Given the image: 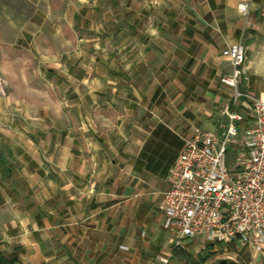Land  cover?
Instances as JSON below:
<instances>
[{
    "label": "crops",
    "instance_id": "1",
    "mask_svg": "<svg viewBox=\"0 0 264 264\" xmlns=\"http://www.w3.org/2000/svg\"><path fill=\"white\" fill-rule=\"evenodd\" d=\"M262 4L0 0V264H264V247L174 248L162 212L194 129L252 123L219 83L230 44L238 93L264 102Z\"/></svg>",
    "mask_w": 264,
    "mask_h": 264
},
{
    "label": "built area",
    "instance_id": "2",
    "mask_svg": "<svg viewBox=\"0 0 264 264\" xmlns=\"http://www.w3.org/2000/svg\"><path fill=\"white\" fill-rule=\"evenodd\" d=\"M237 11L246 17L247 4H238ZM221 56L228 60L231 72L221 76L219 83L234 90V106L244 97L252 123L240 132L237 123L242 116L227 112V124L220 134L199 128L192 131L168 170L163 228L174 248L200 238L212 246L239 249L249 245L259 250L264 247V102L237 91L244 71L243 43L230 44ZM232 145L236 150L230 168Z\"/></svg>",
    "mask_w": 264,
    "mask_h": 264
},
{
    "label": "rangeland",
    "instance_id": "3",
    "mask_svg": "<svg viewBox=\"0 0 264 264\" xmlns=\"http://www.w3.org/2000/svg\"><path fill=\"white\" fill-rule=\"evenodd\" d=\"M12 53V52H11ZM12 61V60H11ZM17 62V60H15ZM236 150V147L234 145H232L230 147V154L231 156L228 157V166L231 168L232 164H233V160H234V151Z\"/></svg>",
    "mask_w": 264,
    "mask_h": 264
},
{
    "label": "water",
    "instance_id": "4",
    "mask_svg": "<svg viewBox=\"0 0 264 264\" xmlns=\"http://www.w3.org/2000/svg\"><path fill=\"white\" fill-rule=\"evenodd\" d=\"M218 264H226L225 261H220Z\"/></svg>",
    "mask_w": 264,
    "mask_h": 264
},
{
    "label": "trees",
    "instance_id": "5",
    "mask_svg": "<svg viewBox=\"0 0 264 264\" xmlns=\"http://www.w3.org/2000/svg\"><path fill=\"white\" fill-rule=\"evenodd\" d=\"M231 156V154H230V152H228V157H230Z\"/></svg>",
    "mask_w": 264,
    "mask_h": 264
}]
</instances>
